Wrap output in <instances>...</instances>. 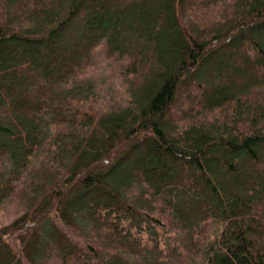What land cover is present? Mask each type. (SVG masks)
<instances>
[{"label":"trees","instance_id":"obj_1","mask_svg":"<svg viewBox=\"0 0 264 264\" xmlns=\"http://www.w3.org/2000/svg\"><path fill=\"white\" fill-rule=\"evenodd\" d=\"M92 2L0 0V264H264V0Z\"/></svg>","mask_w":264,"mask_h":264},{"label":"rangeland","instance_id":"obj_2","mask_svg":"<svg viewBox=\"0 0 264 264\" xmlns=\"http://www.w3.org/2000/svg\"><path fill=\"white\" fill-rule=\"evenodd\" d=\"M12 2L13 1H16V0H11ZM93 0H87V6L88 7H93ZM189 1V0H188ZM214 8L212 9V12L216 9V4L213 6ZM73 26L74 27H79L81 28L82 30H86L87 29V26L84 24L83 22V19H75L73 21ZM66 38H71V39H75L76 43L74 45H71V44H68L67 46H65V52L64 53H69V51H71L72 49H79V47H81V44L84 42L83 38L80 36L79 33L77 32H70V33H62L61 35H59V37L56 38V40L53 42V45L52 46H48L47 44H41V45H35V44H26V43H23L21 42L20 45H18V49L19 51L21 52V49L23 52H27V51H31V50H41V51H45V52H48V53H51L52 52V49L54 47L58 48L62 42H64V40ZM64 53H61V55H59L56 59V63L57 65L59 66V68H65L66 67V64H67V57L65 56ZM20 56L21 53H17L15 56ZM52 55V54H51ZM2 56V54L0 53V57ZM106 52L103 50V49H100V50H97V53H96V62H97V67H96V75H98V77L101 80V82L108 86L110 85L111 83L109 82V75L110 73L109 72V69L110 67L108 66V63L106 61ZM241 58V57H240ZM17 61V64L19 65L20 64V61L16 60ZM230 65H236L238 63V61L234 58H231V60L228 61ZM236 62V63H235ZM39 64H43V61L40 60L38 61ZM53 71V70H52ZM258 71L257 68H251V69H248V72L246 73L247 76H253L256 72ZM4 74V68L3 66L0 64V75ZM244 76L245 73H243ZM118 77L116 76L115 77V80L116 82L118 81ZM220 81H222V92H227L226 89L230 87L233 88L232 86V82L234 80V77H225V78H219ZM235 81V80H234ZM181 108V101H177L176 104H175V108L174 109H171L170 112L167 113L166 117H172L174 116L176 113H177V109L179 110ZM17 140V139H16ZM15 139L12 138V135H8V134H0V145L2 146H9L10 144H17L19 145L21 142H19L18 140L16 141ZM22 140V139H20ZM149 147V142L148 143H142V144H139L137 146H135L133 148V150L131 151V154H129L128 156V159L129 161H131V164H132V169L134 170H139L140 167V164H139V161L141 160L142 157L139 156L138 152L140 149L142 148H148ZM152 155V154H150ZM183 163V162H181ZM141 169V168H140ZM226 174V172H221L219 175L220 176H224ZM112 175V174H111ZM110 175V176H111ZM226 176V175H225ZM258 176L262 179V181H264L263 179V176H261L260 174H258ZM242 182V181H241ZM240 184H244L241 183ZM246 184V183H245ZM244 184V185H245ZM198 197H201V198H207L206 197V192L205 191H200L198 193ZM210 203H213L215 204L212 200L208 199ZM21 214L20 210L18 208H16L13 204H11L10 202H5L3 203V207L0 208V229L10 223H12L13 221H15L18 216Z\"/></svg>","mask_w":264,"mask_h":264}]
</instances>
